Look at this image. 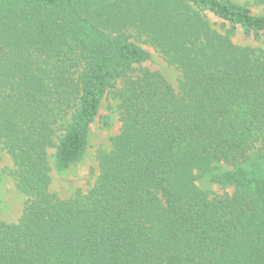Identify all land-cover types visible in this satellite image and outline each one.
Returning a JSON list of instances; mask_svg holds the SVG:
<instances>
[{
	"label": "trees",
	"instance_id": "1",
	"mask_svg": "<svg viewBox=\"0 0 264 264\" xmlns=\"http://www.w3.org/2000/svg\"><path fill=\"white\" fill-rule=\"evenodd\" d=\"M237 25L258 39L264 16L229 0H0V146L26 197L0 219V264H264V48L234 43ZM132 36L178 68V91ZM108 92L119 132L94 184L60 198L49 149L57 169L80 161Z\"/></svg>",
	"mask_w": 264,
	"mask_h": 264
},
{
	"label": "rangeland",
	"instance_id": "2",
	"mask_svg": "<svg viewBox=\"0 0 264 264\" xmlns=\"http://www.w3.org/2000/svg\"><path fill=\"white\" fill-rule=\"evenodd\" d=\"M233 3L246 6L252 14L264 16V4L255 3L254 0H229ZM206 18L212 26L219 30L229 28L230 24L223 22L211 12L205 11ZM131 39L149 53V58L141 63V66L151 70H157L171 83L176 91L179 88L181 73L178 68L168 63L161 53L150 44L132 36ZM232 41L239 45L264 48V33L258 39L252 35H246L240 26H236ZM118 101L113 94L108 92L101 100L100 107L94 121L91 123L88 133V146L82 159L66 169H57L54 162L55 149H49L50 190L60 198H69L77 190L86 192L95 182L99 168L98 155L107 152L111 148L110 138L116 135L120 129ZM13 161L10 155L0 146V219L11 222L16 221L21 214L25 196L17 190L14 184L12 172ZM214 193L231 192L232 188L222 189L218 185H208Z\"/></svg>",
	"mask_w": 264,
	"mask_h": 264
}]
</instances>
